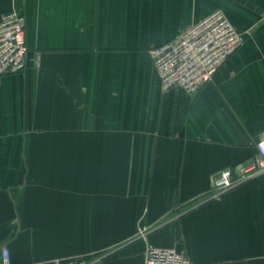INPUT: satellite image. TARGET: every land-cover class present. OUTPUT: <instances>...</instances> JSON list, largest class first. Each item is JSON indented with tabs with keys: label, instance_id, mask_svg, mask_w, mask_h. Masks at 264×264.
I'll use <instances>...</instances> for the list:
<instances>
[{
	"label": "crops",
	"instance_id": "obj_1",
	"mask_svg": "<svg viewBox=\"0 0 264 264\" xmlns=\"http://www.w3.org/2000/svg\"><path fill=\"white\" fill-rule=\"evenodd\" d=\"M10 9L27 47L0 77L11 264H144L150 243L191 264H264V171L212 186L264 135V0H0ZM215 9L240 45L197 92L161 91L149 50Z\"/></svg>",
	"mask_w": 264,
	"mask_h": 264
},
{
	"label": "built area",
	"instance_id": "obj_2",
	"mask_svg": "<svg viewBox=\"0 0 264 264\" xmlns=\"http://www.w3.org/2000/svg\"><path fill=\"white\" fill-rule=\"evenodd\" d=\"M242 41L235 26L221 9H215L195 24L184 28L166 43L149 50L161 91L179 88L195 93L233 54ZM25 18L10 9L0 15V77L25 68ZM256 157L233 172L221 170L212 181L216 193L264 171V135L255 143ZM236 174V176H235ZM2 264H11L8 249H0ZM50 264H90L82 258L53 259ZM144 264H191L185 254L173 247L148 244Z\"/></svg>",
	"mask_w": 264,
	"mask_h": 264
}]
</instances>
